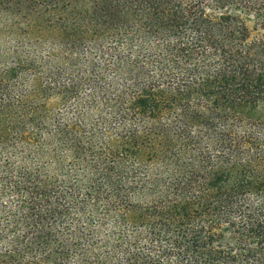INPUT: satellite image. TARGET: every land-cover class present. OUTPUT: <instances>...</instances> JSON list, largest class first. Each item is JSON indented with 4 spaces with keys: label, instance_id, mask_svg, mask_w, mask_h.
<instances>
[{
    "label": "trees",
    "instance_id": "16d2710c",
    "mask_svg": "<svg viewBox=\"0 0 264 264\" xmlns=\"http://www.w3.org/2000/svg\"><path fill=\"white\" fill-rule=\"evenodd\" d=\"M258 28L264 0H0V264H264Z\"/></svg>",
    "mask_w": 264,
    "mask_h": 264
},
{
    "label": "rangeland",
    "instance_id": "374dc122",
    "mask_svg": "<svg viewBox=\"0 0 264 264\" xmlns=\"http://www.w3.org/2000/svg\"><path fill=\"white\" fill-rule=\"evenodd\" d=\"M255 23L252 21L251 25H254ZM254 35H256L257 37H261L264 38V28H258L256 30H254Z\"/></svg>",
    "mask_w": 264,
    "mask_h": 264
}]
</instances>
